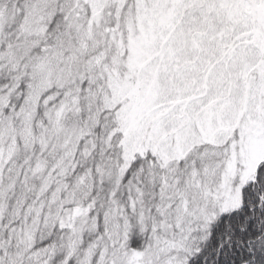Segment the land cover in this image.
Returning <instances> with one entry per match:
<instances>
[{
    "label": "snow or ice",
    "instance_id": "6c2138e0",
    "mask_svg": "<svg viewBox=\"0 0 264 264\" xmlns=\"http://www.w3.org/2000/svg\"><path fill=\"white\" fill-rule=\"evenodd\" d=\"M0 264H264V0H0Z\"/></svg>",
    "mask_w": 264,
    "mask_h": 264
}]
</instances>
